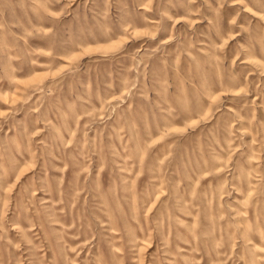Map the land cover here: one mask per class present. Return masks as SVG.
<instances>
[{
    "label": "rangeland",
    "instance_id": "1",
    "mask_svg": "<svg viewBox=\"0 0 264 264\" xmlns=\"http://www.w3.org/2000/svg\"><path fill=\"white\" fill-rule=\"evenodd\" d=\"M0 264H264V0H0Z\"/></svg>",
    "mask_w": 264,
    "mask_h": 264
}]
</instances>
